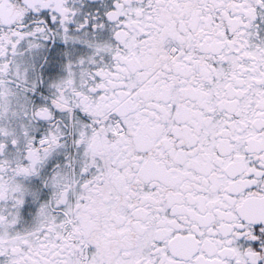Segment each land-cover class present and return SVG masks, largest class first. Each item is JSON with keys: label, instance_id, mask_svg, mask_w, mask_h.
<instances>
[{"label": "snow or ice", "instance_id": "obj_1", "mask_svg": "<svg viewBox=\"0 0 264 264\" xmlns=\"http://www.w3.org/2000/svg\"><path fill=\"white\" fill-rule=\"evenodd\" d=\"M0 264H264V0H0Z\"/></svg>", "mask_w": 264, "mask_h": 264}]
</instances>
